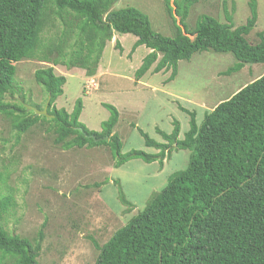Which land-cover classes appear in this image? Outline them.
I'll return each mask as SVG.
<instances>
[{"label":"trees","instance_id":"16d2710c","mask_svg":"<svg viewBox=\"0 0 264 264\" xmlns=\"http://www.w3.org/2000/svg\"><path fill=\"white\" fill-rule=\"evenodd\" d=\"M115 1L0 0V115L11 117L18 133L47 121L52 141L64 150L105 145L114 167L131 159L158 160L162 165L173 147L190 151L186 167L172 173L103 245L91 238L98 249L93 264H264V73L205 112L200 125L195 112L187 110L189 128L182 138L177 120L170 133L157 129L162 142L140 130L145 146L157 150L147 153L121 152L122 142L113 131L119 113L113 105L103 103L109 115L100 131L79 121L80 98L71 111L57 107L66 78L53 67H77L93 77L106 43L117 32L136 36L129 56L140 45L150 49L135 70L136 80L147 71L167 70L171 79L180 60L209 50L233 55L235 62L224 71L231 74L246 63H264V32H256V43L246 38L257 21L256 0L248 2L250 14L244 24L233 26L225 10L226 22L200 14L190 31L184 20L198 0H163L174 28L172 37L155 32L148 16L135 7L112 9ZM46 33L51 37L44 43ZM115 46L122 51L118 41ZM36 56L52 59L53 65L34 71L49 98L50 117L27 109L24 102L13 105L5 100L17 90L13 63ZM121 200L129 204L123 195ZM13 204L11 194L1 198L0 218ZM41 240V229L30 240L0 226V264H40Z\"/></svg>","mask_w":264,"mask_h":264},{"label":"rangeland","instance_id":"374dc122","mask_svg":"<svg viewBox=\"0 0 264 264\" xmlns=\"http://www.w3.org/2000/svg\"><path fill=\"white\" fill-rule=\"evenodd\" d=\"M248 2L198 0L189 9L185 28L192 30L200 14L226 22L225 10L233 26L244 24L250 14ZM256 2L257 21L246 36L253 43L258 40L256 32H264V0ZM125 7L145 13L155 32L174 35L163 0H117L111 8ZM175 18L179 23V17ZM48 37L50 33L45 34L44 43ZM135 40L133 34L115 32L103 49L93 77L85 76L81 68L53 65L52 59L42 61L37 56L14 62L17 90L8 93L5 100L13 105L24 102L25 106L37 105L42 109L48 97L35 81L34 71L53 65L55 73L66 78L63 93L55 101L57 107L71 111L75 100L80 98L83 107L79 121L90 130L100 131L101 123L109 115L103 103L111 104L119 113L113 131L122 142L121 152L141 149L155 153V148L145 146L140 130L162 142L157 129L170 133L173 121L177 120L182 138L189 128L187 110L195 112L200 125L205 112L264 73V63H246L240 71L225 74L235 58L231 53L209 50L180 60L171 79H168L171 70H167L147 71L136 80L135 70L149 48L140 45L129 56ZM115 41L120 43L121 52ZM12 122L11 117L0 115V200L9 194L14 200L13 206L1 216L0 226L30 240L41 229L37 257L40 264H93L98 249L91 238L103 245L116 229L144 208L172 173L188 164L190 151L173 147L162 165L158 160L131 159L114 167L105 145L64 150L52 141L47 121L41 120L24 133H18ZM121 195L129 204L122 202Z\"/></svg>","mask_w":264,"mask_h":264},{"label":"water","instance_id":"95a60500","mask_svg":"<svg viewBox=\"0 0 264 264\" xmlns=\"http://www.w3.org/2000/svg\"><path fill=\"white\" fill-rule=\"evenodd\" d=\"M48 103H49V98L46 101V105L42 109H37V108H35L33 106H30V105L29 106H26V108L33 110L36 114L45 115L46 117H50L52 115H50V114L47 113ZM104 139L107 140L108 137H104Z\"/></svg>","mask_w":264,"mask_h":264},{"label":"crops","instance_id":"0c3cea01","mask_svg":"<svg viewBox=\"0 0 264 264\" xmlns=\"http://www.w3.org/2000/svg\"><path fill=\"white\" fill-rule=\"evenodd\" d=\"M148 51H150V49Z\"/></svg>","mask_w":264,"mask_h":264}]
</instances>
